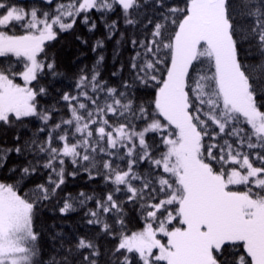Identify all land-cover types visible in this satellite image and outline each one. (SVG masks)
Returning a JSON list of instances; mask_svg holds the SVG:
<instances>
[{"label":"snow or ice","instance_id":"snow-or-ice-1","mask_svg":"<svg viewBox=\"0 0 264 264\" xmlns=\"http://www.w3.org/2000/svg\"><path fill=\"white\" fill-rule=\"evenodd\" d=\"M117 11L143 38L108 22ZM97 17L107 39L131 45L129 78L110 86L99 55L58 93L60 115L40 103L41 81L63 75L46 45L78 21L96 30ZM9 56L22 70L0 64V129L17 130L0 145V264H264V0H0ZM30 118L40 127L22 139ZM13 154L25 163L9 166ZM81 173L107 190L66 194L56 210L93 202L86 223L99 232L74 242L54 232L45 259L35 221ZM101 238L115 243L102 251Z\"/></svg>","mask_w":264,"mask_h":264},{"label":"trees","instance_id":"trees-1","mask_svg":"<svg viewBox=\"0 0 264 264\" xmlns=\"http://www.w3.org/2000/svg\"><path fill=\"white\" fill-rule=\"evenodd\" d=\"M15 2L22 7H30L33 3L37 2V0H15ZM111 20H118L120 31L125 32L126 35L131 36L136 34V38H143L139 27L137 29L125 28L120 19L119 11H117L116 14L110 15L108 22H111ZM96 22V30L90 32L87 26L78 21L71 33H62L56 40L48 42L46 45V50L49 55H54L56 57L58 70L63 73V75L55 81L51 80V78L41 81V83L49 89L50 95L40 98V103L45 107L55 106L56 108H60L62 110L60 115H66L67 113L64 110V105L57 103L59 99L58 93L71 90L74 76L84 66L91 68L96 63L99 55L102 54L104 56V61L98 66L101 78L106 80L110 86L119 87L124 80H128L129 78L127 67L128 59L134 54L131 45L126 42L117 45L116 41L120 38L119 34L114 36L111 40L107 39V30L104 27V23H102L98 17L96 18ZM16 34H21V30L17 29ZM77 36L87 41V43H82L81 40L76 39ZM97 40H103L104 47L102 49L98 48L94 52L92 49ZM15 61L16 58L13 56L0 57V64H13L15 70H22L20 65L16 64ZM121 65H124V70L119 72L118 70ZM113 72H117L118 74L113 76ZM17 82L20 83L21 81L17 80ZM151 95V91H136V96L140 101L150 99ZM38 127H40V122L30 118L25 121V126L19 128L18 131L22 139H27L36 132ZM16 131L17 130L0 129V145L12 146L13 136L16 134ZM28 158L31 159V157ZM23 163H25L24 158L17 157L13 154L10 158L9 166ZM67 168L68 171L72 170L71 165H67ZM5 174L6 173H0V175ZM43 179V176L32 178L30 182H26L25 191L33 187L35 183L43 182ZM106 190L101 180L89 181L86 173H81L75 178H67L66 184L63 186V191L59 193L57 200L52 201L46 207L42 208L35 221L37 229L42 232L40 244L45 253V259L47 258V254L51 252L52 245L50 236L54 232L63 233L71 242H74L78 236L92 237L99 232L98 227L89 226L86 223L87 218L85 217V212L88 208L94 207L93 202H89L86 207L77 206L75 211L67 215H61L56 210L59 206H62L58 201L69 193L73 197L81 191L102 195ZM127 223L128 227L132 230H137L142 226L138 213L133 209L128 210ZM98 243L102 246L103 251L111 249L115 241L110 238H101L98 240ZM105 259H107V257H105ZM101 264H103V261Z\"/></svg>","mask_w":264,"mask_h":264},{"label":"rangeland","instance_id":"rangeland-1","mask_svg":"<svg viewBox=\"0 0 264 264\" xmlns=\"http://www.w3.org/2000/svg\"><path fill=\"white\" fill-rule=\"evenodd\" d=\"M55 1V0H54ZM19 83V82H18Z\"/></svg>","mask_w":264,"mask_h":264}]
</instances>
